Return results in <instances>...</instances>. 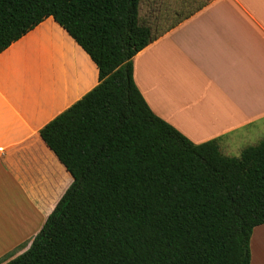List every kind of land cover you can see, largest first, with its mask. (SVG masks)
<instances>
[{
    "label": "trees",
    "instance_id": "16d2710c",
    "mask_svg": "<svg viewBox=\"0 0 264 264\" xmlns=\"http://www.w3.org/2000/svg\"><path fill=\"white\" fill-rule=\"evenodd\" d=\"M144 0H0V54L52 17L99 84L40 136L73 177L31 246L1 264H251L264 224V140L239 157L194 144L151 110L134 57Z\"/></svg>",
    "mask_w": 264,
    "mask_h": 264
},
{
    "label": "crops",
    "instance_id": "0c3cea01",
    "mask_svg": "<svg viewBox=\"0 0 264 264\" xmlns=\"http://www.w3.org/2000/svg\"><path fill=\"white\" fill-rule=\"evenodd\" d=\"M140 23L152 41L134 80L155 115L194 144L219 139L221 152L253 131L262 137L250 146L264 140V0H144ZM98 84L52 17L0 54V264L31 246L74 181L40 131ZM250 250L264 264V224Z\"/></svg>",
    "mask_w": 264,
    "mask_h": 264
},
{
    "label": "rangeland",
    "instance_id": "374dc122",
    "mask_svg": "<svg viewBox=\"0 0 264 264\" xmlns=\"http://www.w3.org/2000/svg\"><path fill=\"white\" fill-rule=\"evenodd\" d=\"M253 134L254 136L250 139V143L247 144L244 143V145L242 144H237V146H234L233 149L231 151H226V150H223V154H225L226 156H229V157H239L242 153V151L244 150L243 148H247V146H250L251 144L252 145H255L259 142L260 138L262 137V133L260 131H253Z\"/></svg>",
    "mask_w": 264,
    "mask_h": 264
}]
</instances>
